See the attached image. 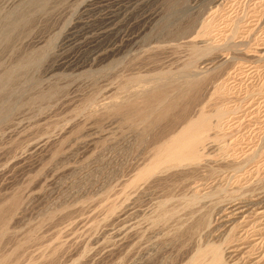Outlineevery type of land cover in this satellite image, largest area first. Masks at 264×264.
<instances>
[{
  "label": "rangeland",
  "instance_id": "obj_1",
  "mask_svg": "<svg viewBox=\"0 0 264 264\" xmlns=\"http://www.w3.org/2000/svg\"><path fill=\"white\" fill-rule=\"evenodd\" d=\"M191 78H206L198 101L207 110L225 88L224 143L240 170H227L232 158L214 143L179 185L127 186L148 164L159 105L145 122L113 110L151 89L166 102ZM228 202L250 205L244 230L264 229L252 214L264 209V0H0L4 264H185L227 236L218 213ZM243 229L240 255L258 247L237 257L249 264L264 257V231Z\"/></svg>",
  "mask_w": 264,
  "mask_h": 264
},
{
  "label": "bare ground",
  "instance_id": "obj_2",
  "mask_svg": "<svg viewBox=\"0 0 264 264\" xmlns=\"http://www.w3.org/2000/svg\"><path fill=\"white\" fill-rule=\"evenodd\" d=\"M204 27H206V29H208L207 25H205ZM204 34L209 35L210 33L207 30V32L206 33L204 32ZM204 80H206V78L192 79L189 81L186 80V82H184L185 85L183 86V88L177 90L176 94L172 98L167 100L166 102H165V93L164 92H162V91L156 92L155 91L152 93V89H151V94L146 93L147 94L146 96H143L141 99L138 98V100L140 99L138 102L137 101L128 102V106H126L127 105V103H126V105H125L126 107L124 108L125 110L122 109L123 107L121 109L115 108L113 110V112H115V113L116 112L117 113H119V112L124 113V111H125L127 113L125 116V119H127L129 121L132 120L133 118H136L137 122H138V120L145 122L147 120L148 115L151 114V112L153 111V109H152L153 104L156 103L159 105L158 109L154 110L155 118L152 119L154 121H152V123L148 125V127L153 128V131L156 130L154 132L155 133L154 138H153L154 140L149 142L150 140L148 141L145 138V140H147V142H149V143H147L144 140V143L146 144L145 146L147 148H149V158H148L149 160L148 161L146 160L148 162V164L144 163V164H146V166L144 167L143 166L144 164H143L142 170H141L140 166L138 167L140 169L139 170L137 169V172H136L137 175L135 176V178H133L132 181L130 180L131 182H129L127 184V186L130 185L129 187H131V186L135 187L136 185L138 186L141 183H147L148 184V181L150 182V180L153 178H154V180L153 181L151 180V183L153 182V184L155 182L163 181L165 178H168V180L170 179L169 182L172 180L171 181L172 183L170 182L169 184L170 185L172 184L171 186H173V184H174L173 180H175V179L178 181V179L180 180L181 177L183 178L185 176H186L184 178L185 180L188 179L189 176L191 178V175L196 173V171L199 168H201L202 165H204L206 163L207 159L209 158L210 154L212 153V149H213L212 145L214 143H216L217 145L220 146V147L218 146L219 155H217V156H219L221 158L223 157V159L226 158V156L232 158V160L230 159L231 161L230 160H229V162L227 161V163H228V164H226V167H228L227 170H231V172H234V173H237L240 170L239 168L241 167L242 164H241V162L239 163L237 158H236L239 153L237 154L236 152H233L232 154H230L229 153V150L231 148V147L229 148L230 145L227 146L228 144L224 143V138L226 137V128H227L226 116H227V113L230 112L229 109L226 108L225 103H224V101L227 100L225 88L222 86H218V87L214 88V92H213V94H211L212 98L210 99V104H209V106H211L213 109L207 110V108H206L207 106H204V104H202V102L200 103L198 101L199 86H200L201 81H204ZM195 108L197 109V111L194 113L192 111H194ZM150 128H149V130H150ZM146 133L148 135V132H146ZM154 133L152 132V134H154ZM140 144H141V142H140ZM136 145H138V143ZM143 149H144V147H143ZM246 158H247V156H246ZM248 158H250V155ZM248 158L246 160H243L242 163L243 164H245L247 162L249 163ZM142 162H144V161L142 160ZM209 172H210V174L209 173L208 174L211 177L216 176L215 171L209 170ZM162 178H164V179L162 180ZM237 178L235 177L236 180L235 179H233V180L235 181V183L240 184V180ZM168 180H166V182ZM242 181H243V179H242ZM163 182H165V181H163ZM159 183H157V184H159ZM175 183H176V181H175ZM178 183H179V181L177 182V184ZM155 185H156V183H155ZM166 185H164V188ZM199 190H200V187H199ZM231 201H232V199H231ZM14 203H12L10 205V209L15 206L16 203L15 204ZM257 205H259V203H257ZM253 206L254 205H252V207ZM249 207H250V205H246V203L244 204L242 202H240V203H232V202L229 203L228 202V204L225 205L221 211L218 210L217 213L220 211L218 213L219 214L218 217L220 218L219 220H221V222L225 223L226 225L228 224L227 226H229L228 233L226 232L227 236L225 238L222 237V239H220V237L217 238L219 235L218 236L216 235L217 237L213 236L214 239L212 237L213 240L211 241V243L209 242L207 245L204 244L205 246L203 245L204 247L202 246L203 248H201L199 250L196 248V251L193 252L194 254L190 255V257L188 258V261L185 264H229L228 260L232 261L231 263H233V260H234L233 264H239L238 262L241 260L238 261L237 257H239V255L242 254V251L245 248L244 246H246L248 244L247 235H245V236L241 235V230L244 227V222L246 220L249 221L248 220L249 217H247V215H245V214H247L246 213L247 208L249 209ZM257 207L258 208L255 211H257V210L258 211L257 212L254 211L252 214L255 218L258 217L262 220L261 217L264 216V214H263L264 209L263 210L260 209L261 211H259V206H257ZM253 209H251L250 211L252 212ZM2 215H4V214H2ZM2 215H1V217H2ZM248 216H250V215H248ZM4 217L5 216H3L2 218H4ZM204 217L205 216L201 217L199 220L196 219L198 221L195 222L193 225H191L188 228L189 229L188 231L191 232L196 228L198 229V228H201V226H205L206 225V219ZM251 217H252V215H251ZM2 218H0V220H1L0 222H3V220L5 219V218L4 219H2ZM163 220H165V219H163ZM254 220L256 221V219H254ZM263 221H264V219H263ZM258 222H255V224L251 223V225L255 229V232H253V233H256V229H257V233H260V232L263 233V231H264L263 228H260L261 225L260 226L256 225ZM247 224L248 223H246V225ZM250 226H248V228H250ZM185 229H187V227ZM247 229L245 228V230L244 229L243 230L247 231ZM213 231H215V229ZM224 231H226V229ZM249 232L250 231L248 230L247 234L250 235ZM185 233H186V230H185ZM214 233L216 234V231ZM214 233L212 232V234H214ZM244 234H245V232H244ZM178 235H179V233H178ZM256 235H258V234H256ZM250 237H251V235H250ZM258 239L260 240V238H258ZM258 239H257V241H259ZM262 242H264L263 238L261 239V243ZM251 243H252V245H254L253 244L254 242H251ZM255 243L258 245L257 242H255ZM259 243H260V241H259ZM261 243H260V246H262ZM255 249L258 250V247L256 248L255 246L252 247L249 245V247L247 248L248 252H246L247 250L245 251L247 254L243 253V255H240V256H244V255L250 256V254L255 252ZM246 260H248V259H246ZM256 260L254 262L249 263V264H264V257H260L259 259H256ZM5 261H6L5 259L0 260V264H4Z\"/></svg>",
  "mask_w": 264,
  "mask_h": 264
}]
</instances>
